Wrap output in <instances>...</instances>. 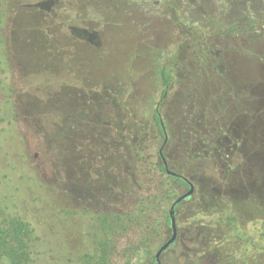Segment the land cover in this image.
<instances>
[{"label": "rangeland", "instance_id": "obj_1", "mask_svg": "<svg viewBox=\"0 0 264 264\" xmlns=\"http://www.w3.org/2000/svg\"><path fill=\"white\" fill-rule=\"evenodd\" d=\"M203 1L188 26L173 0H0L11 66L0 83L12 86L7 103L0 95V182L10 175L20 192L3 190L1 204L32 224L37 264H82L100 213L157 196L162 147L195 187L175 212L185 246L162 264H264V0ZM172 203L152 212L162 229L147 249L126 253L141 245L133 228L114 237L108 264H150L171 237Z\"/></svg>", "mask_w": 264, "mask_h": 264}, {"label": "trees", "instance_id": "obj_2", "mask_svg": "<svg viewBox=\"0 0 264 264\" xmlns=\"http://www.w3.org/2000/svg\"><path fill=\"white\" fill-rule=\"evenodd\" d=\"M202 1L203 0H173V3L171 4L173 10L172 13L177 16L176 10H180L181 15H184V18L181 21H185L188 26L190 24L191 26L199 25L200 20L197 16H195V9L196 6L199 5V3ZM214 1L215 5L220 3V0ZM125 2L133 4L134 6L144 5L143 3L160 6L167 3V0H125ZM0 25H3V21L1 19ZM1 42L2 41L0 39V74H5L8 72V70H11V66L9 67V61L7 58L8 55L1 46ZM159 74L161 83L165 87L164 94L166 95L168 89H170L172 85L174 78L167 64L163 65L160 68ZM11 87L12 86L10 85H4L3 83H0V95H4V98L1 100V102L5 101V103H7L9 101V99L11 98ZM5 98L7 99L5 100ZM160 104L161 103L158 104V107L155 110L154 119L160 129V132L164 136H166L165 125L161 119V110L159 107ZM11 132L12 129H6V131H3V133L5 134H11ZM11 137H13V135ZM4 143L5 140L2 141V144ZM157 167L160 172L166 173V169L163 166L161 158L160 162L157 163ZM24 172L28 175L22 174V179L24 178V180L26 181V185L29 188H33L36 183L34 174H32V172ZM185 186V182L181 181V183L179 184L175 181V178L167 175V179L164 180L159 187L161 188V192H159L160 194L158 193L157 196H155L156 194L151 195L142 193L135 198L133 207L129 209H125L120 212L103 211V213H100V215L96 218L97 224L95 226L94 232V248L90 253H86L81 257L82 264H108L111 260L110 256L112 254V250H114V237L120 235L121 233H127L133 228L138 230V233L141 236V245L129 248V250L126 249V253H128L130 250L139 251L142 249H147L149 247L150 241L152 240V236L154 234H159L160 230L162 229L161 225L155 228L154 224L151 222L150 216L152 212L162 210L164 207L163 205L168 201H173L174 203L175 200L178 199V190L181 187ZM11 189H16V191L19 192V186L16 185L14 180L10 178V175H7L6 178L0 182V260L5 261L6 264H37L35 251L36 234L32 224L19 213L7 212L6 208H4L1 204V197L3 194L2 191L4 190V192H11ZM186 189L188 190L189 187L186 186ZM163 192L164 194H162ZM185 202L186 201L179 204L176 207V210ZM163 211L164 213H166V216L164 217L163 228L167 231L168 228L171 229V218L169 212L167 214L165 209ZM178 235V237L180 238L179 242L176 241L173 245L170 246L169 250L175 249L177 252L180 247L185 246L184 236L182 234ZM163 240L164 239L160 237L159 243H157L156 245H159L161 241L163 242ZM152 248L153 247H151V249ZM186 252L183 253L181 259H187L189 257L188 253ZM147 254L151 256L152 250L148 251ZM155 255L149 258L150 264H156ZM246 262L247 261L236 262L229 260L221 262V264H247ZM127 264H130V261H128Z\"/></svg>", "mask_w": 264, "mask_h": 264}, {"label": "water", "instance_id": "obj_3", "mask_svg": "<svg viewBox=\"0 0 264 264\" xmlns=\"http://www.w3.org/2000/svg\"><path fill=\"white\" fill-rule=\"evenodd\" d=\"M163 127H164V125H163ZM166 139H167V137H166ZM160 156H161V158H162V160H163V162L165 164V167H166V170H167V174L176 176L177 174L175 172L171 171L169 169V167H168V164L166 162L165 156L163 154V149H161V151H160ZM189 187H190V190L188 192H186L185 194L181 195L178 199H176L175 202L173 203V205L170 208L169 215H170V218H171L172 235H171L170 239L167 240L163 244V246H161V248L158 250V252L155 255V261L158 264H162L161 263V258L163 256V254L166 253L169 250L170 246L173 245L178 239V226H177V221H176V217H175L176 207L179 204H181L182 202H184L185 200H187L189 197L194 195L195 187H194V185L191 182H189Z\"/></svg>", "mask_w": 264, "mask_h": 264}, {"label": "flooded vegetation", "instance_id": "obj_4", "mask_svg": "<svg viewBox=\"0 0 264 264\" xmlns=\"http://www.w3.org/2000/svg\"><path fill=\"white\" fill-rule=\"evenodd\" d=\"M139 14L137 13V16H138ZM138 21H133L132 22V24L134 25V24H136ZM161 149H163V154H164V147H162ZM161 149H160V151H161ZM159 156H160V152H159ZM164 156H165V154H164ZM160 158H161V156H160ZM165 159H166V157H165ZM161 160H162V158H161ZM166 162H167V160H166ZM162 163H163V166L165 167V164H164V162H163V160H162ZM167 164H168V162H167ZM168 167H169V165H168ZM165 169H166V167H165ZM169 169H170V167H169ZM166 174H167V170H166ZM177 174V173H176ZM168 175V174H167ZM168 176H171V177H173V178H175V181L177 182V183H181V181H183V182H185V184H186V186L187 187H189V180L187 179V178H185V177H183L182 175H180V174H177L176 176H173V175H168ZM189 181V182H188ZM186 186H185V189H186ZM190 190V187H189V189L187 190V192ZM192 197V196H191ZM191 197H189L187 200H185V201H188ZM172 235V234H171ZM165 254V253H164ZM163 254V255H164ZM161 263H162V261H161ZM155 264V263H154ZM156 264H158L157 262H156Z\"/></svg>", "mask_w": 264, "mask_h": 264}]
</instances>
